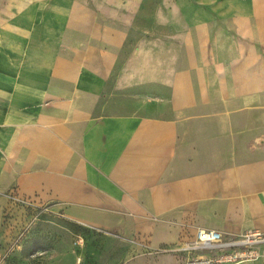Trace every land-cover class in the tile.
Masks as SVG:
<instances>
[{
  "label": "crops",
  "instance_id": "0c3cea01",
  "mask_svg": "<svg viewBox=\"0 0 264 264\" xmlns=\"http://www.w3.org/2000/svg\"><path fill=\"white\" fill-rule=\"evenodd\" d=\"M7 192L133 250L264 232V0H0Z\"/></svg>",
  "mask_w": 264,
  "mask_h": 264
},
{
  "label": "rangeland",
  "instance_id": "374dc122",
  "mask_svg": "<svg viewBox=\"0 0 264 264\" xmlns=\"http://www.w3.org/2000/svg\"><path fill=\"white\" fill-rule=\"evenodd\" d=\"M139 34H132L129 47ZM144 89L135 86L112 91V106L105 110L100 106L97 113L131 112L125 104ZM181 246L182 241L133 250L118 231L68 219L51 203L15 192L0 196V264H136L141 257L156 260L163 254H173L187 264L189 255Z\"/></svg>",
  "mask_w": 264,
  "mask_h": 264
},
{
  "label": "built area",
  "instance_id": "2783aa9c",
  "mask_svg": "<svg viewBox=\"0 0 264 264\" xmlns=\"http://www.w3.org/2000/svg\"><path fill=\"white\" fill-rule=\"evenodd\" d=\"M261 243L264 232L260 229L230 235L214 228H200L195 238L182 242L179 249L188 253L187 264H235L264 257L259 249Z\"/></svg>",
  "mask_w": 264,
  "mask_h": 264
}]
</instances>
